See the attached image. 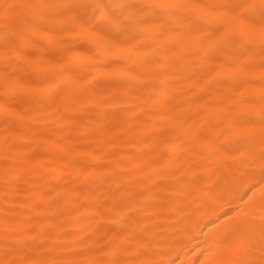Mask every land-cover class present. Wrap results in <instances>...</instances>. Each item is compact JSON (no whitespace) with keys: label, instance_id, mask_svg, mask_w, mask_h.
Masks as SVG:
<instances>
[{"label":"snow or ice","instance_id":"obj_1","mask_svg":"<svg viewBox=\"0 0 264 264\" xmlns=\"http://www.w3.org/2000/svg\"><path fill=\"white\" fill-rule=\"evenodd\" d=\"M0 264H264V0H0Z\"/></svg>","mask_w":264,"mask_h":264}]
</instances>
